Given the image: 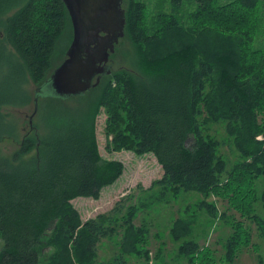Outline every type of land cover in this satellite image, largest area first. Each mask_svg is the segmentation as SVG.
<instances>
[{
    "label": "trees",
    "instance_id": "16d2710c",
    "mask_svg": "<svg viewBox=\"0 0 264 264\" xmlns=\"http://www.w3.org/2000/svg\"><path fill=\"white\" fill-rule=\"evenodd\" d=\"M18 1L0 5V50L17 65L16 86L9 84L6 94L0 86V140L10 128L3 109L30 102L22 84H42L72 38L63 0H21L15 7ZM170 1L193 7L183 16L157 11L149 17L144 0H123L124 35L118 42L129 41L124 57L132 67L111 69L81 95H39L35 114L46 133L36 126L13 156L0 154V264H149L147 229L134 219L141 208L182 191L207 196L222 188L264 239V218L249 215L257 198L255 179L264 181V139L256 138L264 135V43L258 42L264 0ZM66 33L67 46L57 54ZM101 108L107 115L106 149L152 152L163 174L152 183L157 191L151 203L123 200L82 220L70 200L98 198L124 170L120 160L99 152L95 125ZM220 121L241 156L231 169L219 153L223 140L209 132ZM33 149L34 155L22 158ZM260 199L264 204V190ZM197 204L215 216L214 205ZM242 223L235 221L227 238L229 261L249 241ZM193 224L179 216L171 223V238L180 242L187 264H210L209 249L189 237ZM117 236L113 255L100 259L101 241Z\"/></svg>",
    "mask_w": 264,
    "mask_h": 264
},
{
    "label": "rangeland",
    "instance_id": "374dc122",
    "mask_svg": "<svg viewBox=\"0 0 264 264\" xmlns=\"http://www.w3.org/2000/svg\"><path fill=\"white\" fill-rule=\"evenodd\" d=\"M6 1L0 0V5H5ZM146 3V14L149 17L156 15L157 11H166L177 13L180 16L185 15L193 5L183 2L180 5H174L170 0H144ZM23 1H18L15 7L21 5ZM264 9V4L262 5ZM17 9V8H15ZM15 9L11 10L4 17L8 16ZM158 13V12H157ZM3 36V33L1 34ZM258 42L264 43V36L258 35ZM68 33H66L59 42L57 54L65 50L68 43ZM11 47L10 45H8ZM12 48V47H11ZM130 44L127 39L118 42L113 57L112 69L120 67H132L128 57L124 53L129 51ZM131 50V49H130ZM60 56H57L59 59ZM17 65L13 57L6 51L0 50V86L2 93H7L6 88L16 86ZM35 84L31 79H26L22 84L24 91L28 94L30 102L20 106L5 107L4 114L10 128L6 131L3 139L0 140V154L4 156H13L20 148L21 140L26 133H32L38 126L36 132H45L43 125H38L39 117L35 114L32 123H29V116L33 110L32 92ZM39 111V110H38ZM38 113V112H37ZM107 115L101 108L96 116V140L99 152L103 158L117 159L124 164L122 174L110 185L103 187L98 198L78 196L71 199L72 205L78 210L82 220L95 217L99 213L107 212L123 200L126 203H133L135 206L141 200L151 203L153 195L157 191V186L151 189L152 183L160 179L163 169L152 152H146L138 155L131 150L122 149L120 151H109L106 149L105 122ZM209 132L223 140L219 146L221 153L227 162V169H231L234 164L241 160V156L227 135L225 123L213 122L210 124ZM256 138L264 139L263 134ZM22 158H28L35 154V149L26 153ZM228 181L227 176L222 183ZM255 190L257 198L252 201V209L249 215H259L264 218V204L260 196L264 190V181L261 176L255 179ZM222 188L211 191L207 196L197 191H182L177 197H169L168 200L154 201L145 208H141L136 215L134 222L136 225L145 227L146 246L149 249V264H187L185 257L180 256L178 252L179 241L171 238L170 226L179 216H188L194 220L191 239H195L199 248L209 249L210 264H264V239L252 220L242 216L236 209L234 203L231 204L228 196H222ZM129 196V197H128ZM128 197V199H125ZM206 200L216 208L215 216H210L205 210L198 206V202ZM235 221L243 222L244 229L249 233V241L245 245H240L235 251L233 258L229 261L226 257L227 238L234 230ZM118 236L112 239H103L99 244L98 257L107 259L113 255L116 250V241Z\"/></svg>",
    "mask_w": 264,
    "mask_h": 264
},
{
    "label": "water",
    "instance_id": "95a60500",
    "mask_svg": "<svg viewBox=\"0 0 264 264\" xmlns=\"http://www.w3.org/2000/svg\"><path fill=\"white\" fill-rule=\"evenodd\" d=\"M72 26V38L64 58L42 84L33 89V110L39 95L69 98L98 84L102 74L111 72L110 54L124 35L123 0H63Z\"/></svg>",
    "mask_w": 264,
    "mask_h": 264
},
{
    "label": "flooded vegetation",
    "instance_id": "af4514ba",
    "mask_svg": "<svg viewBox=\"0 0 264 264\" xmlns=\"http://www.w3.org/2000/svg\"><path fill=\"white\" fill-rule=\"evenodd\" d=\"M30 123V122H29Z\"/></svg>",
    "mask_w": 264,
    "mask_h": 264
}]
</instances>
